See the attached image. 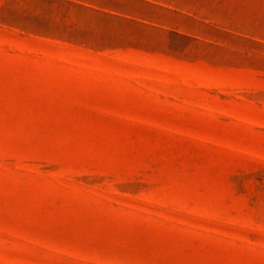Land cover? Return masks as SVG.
<instances>
[{
	"label": "rangeland",
	"instance_id": "1",
	"mask_svg": "<svg viewBox=\"0 0 264 264\" xmlns=\"http://www.w3.org/2000/svg\"><path fill=\"white\" fill-rule=\"evenodd\" d=\"M0 264H264V0H0Z\"/></svg>",
	"mask_w": 264,
	"mask_h": 264
}]
</instances>
